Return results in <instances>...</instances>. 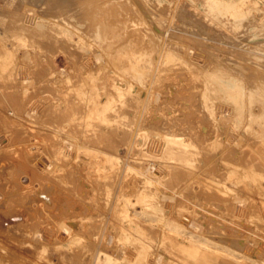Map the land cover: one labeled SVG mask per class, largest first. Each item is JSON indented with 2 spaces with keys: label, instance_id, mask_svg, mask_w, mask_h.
Returning <instances> with one entry per match:
<instances>
[{
  "label": "rangeland",
  "instance_id": "rangeland-1",
  "mask_svg": "<svg viewBox=\"0 0 264 264\" xmlns=\"http://www.w3.org/2000/svg\"><path fill=\"white\" fill-rule=\"evenodd\" d=\"M204 3L0 0V195L16 214L1 223L20 225L0 235V264H92L96 254L95 264H264V121L247 114L261 95L245 89L232 112L212 86L218 76L247 86L236 64L264 63V0H243L223 21ZM95 100L105 121L87 125ZM171 138L189 152L171 154ZM36 154L44 170L20 168ZM47 182L66 201L51 192L49 206L35 202ZM68 219L78 226L64 233Z\"/></svg>",
  "mask_w": 264,
  "mask_h": 264
},
{
  "label": "bare ground",
  "instance_id": "bare-ground-1",
  "mask_svg": "<svg viewBox=\"0 0 264 264\" xmlns=\"http://www.w3.org/2000/svg\"><path fill=\"white\" fill-rule=\"evenodd\" d=\"M64 1V0H63ZM243 0H205V3H204V5L202 6L204 9H206V10H209V11H215L216 12V14L215 15H217L216 16V18L218 19V20H221V21H223V19H222V16H223V13H225V11L224 10H227V9H229V8H234V7H237V6H239L240 4H241V2H242ZM141 3V2H140ZM67 4V3H66ZM142 4V3H141ZM145 4V3H144ZM46 6H47V4H46ZM144 6V5H143ZM142 8V7H141ZM144 9V8H143ZM150 9V8H149ZM147 10V9H146ZM59 21H61V20H59ZM34 22V21H33ZM215 22V21H214ZM233 24H234V26L236 25V26H239L240 25V23H238V22H234L233 21ZM218 25H219V23H218ZM220 26V25H219ZM216 29H218V28H216ZM239 30H241V29H239ZM165 31V30H164ZM222 31H223V29H222ZM161 32V31H160ZM163 32V31H162ZM169 32V31H168ZM167 32V33H168ZM221 33V32H220ZM233 33V32H232ZM160 35V34H159ZM215 35V34H214ZM213 35V36H214ZM162 36V35H161ZM163 37V36H162ZM165 37H166V35H165ZM164 38V37H163ZM216 38H218V37H216ZM225 40V39H224ZM227 40V39H226ZM225 40V41H226ZM243 41V40H242ZM215 42H216V40H215ZM238 42H240V41H238ZM223 43V42H222ZM215 43H213L212 45H214ZM219 44V43H218ZM166 46V45H165ZM231 46V45H230ZM234 46H236L235 44L233 45V47ZM258 46V45H257ZM222 47V46H221ZM229 47V46H228ZM232 47V48H233ZM164 48V47H163ZM226 49V48H225ZM240 49H242V48H240ZM245 50H247V48H244ZM161 50V49H160ZM213 50V49H212ZM248 51H251V50H248ZM252 52V51H251ZM158 53H159V51H158ZM162 53H163V51H162ZM256 53V52H255ZM160 54V53H159ZM211 54V53H210ZM259 54V53H258ZM261 54V53H260ZM97 55V54H96ZM96 55H94V56H96ZM159 56V55H158ZM161 57H162V54L160 55ZM159 56V57H160ZM97 57V56H96ZM158 57V58H159ZM98 58H101L100 56L98 57ZM221 58V57H220ZM97 59V58H96ZM99 60V59H98ZM67 61V60H66ZM100 61V60H99ZM159 61V60H158ZM172 61V60H171ZM250 61V60H249ZM170 62V61H169ZM174 62V61H173ZM172 62V63H173ZM215 62H216V60H215ZM180 63V62H179ZM57 64V63H56ZM55 64V66H57ZM67 64H69V63H66L65 65H67ZM167 64V63H166ZM182 64H184V63H182ZM61 65V64H60ZM63 66V65H62ZM185 66V65H184ZM236 66L238 67V68H240L242 71H245V72H249L250 73V75H249V77L250 78H248V79H246L247 81H246V83H247V86H244L243 84H242V82H239L238 80H236V79H233V78H229V79H226V80H224V78H222V77H220V76H218V78H217V80H216V82H214V84H212V86L214 87V88H216L217 90L218 89H221V90H223L224 91V93H225V95L228 97V98H230V100H231V102H232V112H239V111H243V107H242V104L240 103V101L238 102V99H237V97L238 96H241L242 94H243V92H244V90L245 89H247L248 91H249V94L251 95V94H254L255 93V95H261V98L259 99V100H257V99H255L258 103H259V106L261 107V109H260V111H258V112H256V111H254V109H252L251 108V104H249V106L247 107V109H248V111H247V114L250 116V117H253V120H255L256 122H259L260 124L262 123L261 121H260V119H262V121H264V63L262 62V64H258V67H254V68H247V67H245V66H243V65H240V64H236ZM58 67V66H57ZM65 67V66H64ZM69 67V66H68ZM187 67V66H186ZM61 68H63V67H60V70H61ZM228 68V67H227ZM231 68V67H230ZM65 68H63V70H64ZM53 70H55V69H53ZM62 70V71H63ZM66 70H68L67 69V67H66ZM61 71V72H62ZM65 71V70H64ZM203 74V73H202ZM220 74V73H219ZM56 75H57V73H56ZM211 75V74H210ZM203 76H205V75H203ZM207 76V75H206ZM208 77V76H207ZM205 78V77H204ZM210 78V77H209ZM206 79H208V78H206ZM215 79H216V77H215ZM204 81H205V79H203ZM207 81V80H206ZM26 82V81H25ZM115 82H118V81H115ZM209 82V81H208ZM207 82V83H208ZM25 84V83H24ZM206 84V83H205ZM110 87V86H109ZM168 87V86H167ZM171 89V88H170ZM169 89V90H170ZM175 89V88H174ZM20 91H21V89H20ZM19 91V92H20ZM28 92V91H27ZM67 93H68V91H66ZM171 92H172V89H171ZM85 92L84 91H82V94H84ZM28 94V93H27ZM201 95V94H200ZM28 96H29V94H28ZM38 96H40V95H38ZM197 96V95H196ZM41 97V96H40ZM195 97V96H194ZM27 98V97H26ZM30 98V97H29ZM27 99V100H30V99ZM42 99H43V97H41ZM71 98V97H70ZM40 99V98H39ZM63 99V98H62ZM23 100V99H22ZM36 100H37V98H36ZM65 100V99H64ZM156 100V99H155ZM196 100V99H195ZM224 100V99H223ZM243 100H245V99H243ZM33 101V100H32ZM58 101V100H57ZM74 101V100H73ZM46 102V101H45ZM44 101H43V103H45ZM55 102H56V100H55ZM197 102V101H196ZM195 102V103H196ZM7 103V102H6ZM42 103V102H41ZM70 103V102H69ZM223 102H221V104H222ZM245 103V102H244ZM49 104V103H48ZM106 104H110V99H107L106 100ZM194 104V103H193ZM220 104V103H219ZM257 104V103H256ZM7 105H8V103H7ZM51 105H52V103H51ZM195 105V104H194ZM226 105V104H225ZM227 105H229V103L227 104ZM30 106H31V104H30ZM41 106H43V105H41ZM45 106V105H44ZM102 106V104H100V101H98V100H95V101H93V104H91V108H89L88 109V111H87V113H86V115H85V117H84V121H86L88 124L87 125H89L90 123L89 122H92V121H95V119L97 118V119H99V121H103L104 120V117H103V115H102V113L104 112L103 110L105 109V106H103V107H101ZM218 106V105H217ZM255 106H257V105H255ZM254 106V107H255ZM26 107V106H25ZM36 107V106H35ZM39 107V106H38ZM67 107H69V106H67ZM77 107V106H76ZM80 107V106H79ZM185 107V106H184ZM219 107V106H218ZM223 107V106H222ZM222 107H220V108H222ZM229 107V106H228ZM10 108V107H9ZM28 108H29V106H28ZM40 108V107H39ZM44 108V107H43ZM63 108V107H62ZM61 108V109H62ZM78 108V107H77ZM42 109V108H41ZM40 109V110H41ZM54 109V108H53ZM68 109V108H67ZM223 109V108H222ZM228 109V108H227ZM14 110V109H13ZM16 110V109H15ZM20 110V109H19ZM38 110V109H37ZM54 110H56V108L54 109ZM60 110V109H59ZM225 110V109H224ZM21 111H22V109H21ZM26 111H27V109H26ZM29 111L30 112H26V113H22V114H29V115H31V114H33V111L34 110H30L29 109ZM222 111V110H221ZM221 111L219 112V113H221ZM4 112V111H3ZM11 112H12V110H11ZM14 112V111H13ZM35 112V111H34ZM41 112V111H40ZM51 112H53V110L51 111ZM81 112V111H80ZM133 112V111H132ZM20 113V112H19ZM18 113V114H19ZM125 113H127V115H128V112H125ZM227 113V112H226ZM226 113H224V114H226ZM21 114V115H22ZM116 114V113H115ZM131 114V113H130ZM7 115V114H6ZM20 115V116H21ZM29 115H28V117H29ZM35 115V114H34ZM43 115V114H42ZM125 115V114H124ZM227 115V114H226ZM226 115H224V116H226ZM243 115H244V113H243ZM5 116V115H4ZM41 115H39V116H37V117H40ZM57 116V115H56ZM115 116V115H114ZM221 116H223V113H222V115ZM8 117V116H7ZM125 117H127V116H124V118ZM129 117V116H128ZM231 117V116H230ZM2 118H5V117H2ZM24 118H26V117H24ZM31 119H32V117H30ZM29 118V119H30ZM130 118V117H129ZM132 118V117H131ZM227 118V117H226ZM34 119V118H33ZM133 119V118H132ZM222 119V118H221ZM223 119H225V118H223ZM241 119V118H240ZM37 120V119H36ZM42 120V119H41ZM131 120V119H130ZM227 120V119H226ZM34 121V120H33ZM56 121H58V120H56ZM105 121V120H104ZM108 121V120H107ZM140 121V120H139ZM229 121V120H228ZM254 121V122H255ZM39 122H40V119H39ZM244 122V121H243ZM81 123V122H80ZM100 123V122H99ZM112 122H110V124H111ZM139 122H137V124H138ZM142 123V122H141ZM245 123V122H244ZM46 124V123H45ZM113 124V123H112ZM246 124V123H245ZM18 125V124H17ZM40 125V124H39ZM41 125H43V124H41ZM49 126H51L50 124H48ZM65 125V124H64ZM81 125H82V123H81ZM33 126H37V125H33ZM145 126V125H144ZM240 126V125H239ZM249 126V125H248ZM262 126V125H261ZM42 127H44V126H42ZM95 127V126H94ZM133 127H134V125H133ZM139 127V126H138ZM2 128V127H1ZM22 128H24V127H22ZM48 128V127H47ZM252 128V127H251ZM19 129V128H18ZM41 129V128H40ZM44 129V128H43ZM85 129V128H84ZM95 129V128H94ZM109 129V128H108ZM204 131H205V129H206V127H203L202 128ZM235 129V128H234ZM245 129V128H244ZM243 129V130H244ZM21 130V129H20ZM25 130V129H24ZM96 130V129H95ZM10 131V130H9ZM9 131L7 132V133H9ZM31 131V130H30ZM33 131V130H32ZM60 131H62V130H60ZM59 131V132H60ZM64 131V130H63ZM79 131V130H78ZM94 131V130H93ZM101 131V130H100ZM133 131H136V130H133ZM201 131V130H200ZM256 128H254L252 131H251V133H250V138L251 137H255V138H259V134H257L256 133ZM23 132V131H22ZM29 132V131H28ZM198 132V131H197ZM2 133V132H1ZM10 133H11V131H10ZM9 133V134H10ZM21 133V132H20ZM73 133V132H72ZM236 133V132H235ZM28 134H30V132L28 133ZM47 134V133H46ZM64 134V133H63ZM134 134V133H133ZM141 134V133H140ZM232 134V133H231ZM5 135H7V134H5ZM4 135V136H5ZM52 135V134H51ZM206 135V134H205ZM229 135V134H228ZM1 136V135H0ZM2 136H3V134H2ZM3 136V137H4ZM145 136V135H144ZM197 136V135H196ZM7 137V136H6ZM15 138H16V136H14ZM17 137H18V134H17ZM29 137V136H28ZM31 137V136H30ZM32 137H33V135H32ZM59 137V136H58ZM140 137V136H139ZM199 137V136H198ZM201 137H202V135H201ZM228 137V136H227ZM245 137H246V135H245ZM249 137V136H248ZM247 137V139H249ZM5 138V137H4ZM9 138V137H8ZM21 137H19V139H20ZM50 138H51V136H50ZM131 138H133L132 137V135H131ZM203 138H204V136H203ZM242 138V137H241ZM32 139V138H31ZM39 139V138H38ZM59 139V138H58ZM137 139V138H136ZM142 139V138H141ZM185 139V138H184ZM201 139V138H200ZM232 139H234V138H232ZM237 139V138H236ZM243 139V138H242ZM16 140V139H15ZM34 140V139H33ZM61 140V139H60ZM64 140V139H63ZM204 140V139H203ZM209 140V139H208ZM241 140V139H240ZM29 141V140H28ZM32 141V140H31ZM72 141V140H71ZM70 141V143H72ZM127 141H128V139H127ZM136 141V140H135ZM210 141V140H209ZM212 141V140H211ZM210 141V142H211ZM233 142H234V140H232ZM4 142H7V140L6 141H4ZM4 142H2V143H4ZM20 142V141H19ZM51 142V141H50ZM60 142V141H59ZM64 142H65V140H64ZM64 142H61V143H64ZM131 142V141H130ZM137 142V141H136ZM135 142V143H136ZM170 142H171V144H172V146L170 147V152H171V154H174L175 152H179L181 155H185L186 154V152H189L188 151V149L187 148H180V144H181V142L179 141V139H177V138H171V140H170ZM257 142V141H256ZM259 142H261V141H259ZM11 143H12V141H11ZM33 143V142H32ZM37 143V142H36ZM69 143V142H68ZM68 143H66V144H68ZM213 143V142H212ZM237 143V142H236ZM236 143H235V145H236ZM263 143V142H262ZM1 144V143H0ZM38 144H39V142H38ZM57 144V143H56ZM132 144V143H131ZM258 144V143H257ZM2 145V144H1ZM8 145V144H7ZM21 145V144H20ZM28 145H29V143H28ZM73 145V144H72ZM138 145H139V141H138ZM203 145V144H202ZM211 145V144H210ZM242 145V144H241ZM22 146V145H21ZM199 146V145H198ZM240 146V145H239ZM254 146V145H253ZM252 146V147H253ZM25 145H24V148L23 149H25ZM29 147V146H28ZM31 147V146H30ZM36 147V146H35ZM47 147V146H46ZM63 147V146H62ZM68 147V146H67ZM70 147H71V145H70ZM137 147V146H136ZM255 147H256V145H255ZM31 148H33V147H31ZM41 148H42V146H41ZM72 148V147H71ZM70 148V149H71ZM75 148V147H74ZM128 148V147H127ZM133 148L134 147H132V151H133ZM240 148V147H239ZM241 148H242V146H241ZM11 149H13L12 148V146H11ZM53 149V148H52ZM131 149V148H130ZM257 149V148H256ZM1 150V149H0ZM8 150V149H7ZM6 150V151H7ZM10 150V149H9ZM39 150V149H38ZM67 150V149H66ZM69 150V149H68ZM262 150V149H261ZM11 151V150H10ZM26 151H29L30 152V150H26ZM50 151V150H49ZM53 151L54 152H56L54 149H53ZM122 151H123V149H122ZM130 151V150H129ZM195 151V150H194ZM199 151V150H198ZM242 151V150H241ZM240 151V152H241ZM257 151V150H256ZM40 153H41V151H39ZM196 153H197V151H195ZM202 152V151H201ZM231 152V151H230ZM37 153V152H36ZM43 153V152H42ZM41 153V154H42ZM63 153V152H62ZM65 153V152H64ZM194 154V156L195 155H197V154ZM238 153V152H237ZM9 154V153H8ZM33 154V153H32ZM38 154V153H37ZM36 154V155H37ZM233 154H236V152H234ZM45 155V154H44ZM126 155V154H125ZM124 155V156H125ZM230 155H231V153H230ZM254 155V154H253ZM263 155V154H262ZM31 156V155H30ZM29 156V157H30ZM43 156V155H42ZM40 154H39V156L37 155V157H36V159H35V161H32V164H28L27 162H20L19 160V164L21 165L20 166V168L22 169V165L24 166L23 168L24 169H27V168H29V166H30V169H32V172H37L38 170H44L43 168H41V167H43V165H45V161L43 160L45 157H42ZM121 156V155H120ZM128 156V155H127ZM261 156V155H260ZM260 156H259V158H260ZM198 157V156H197ZM232 157V159H233V156H231ZM231 157H229L230 158V161H231ZM236 157V156H235ZM3 158V157H2ZM1 158V159H2ZM43 158V159H42ZM46 158H48L47 156H46ZM50 158V157H49ZM195 158H196V156H195ZM228 158V159H229ZM6 159H7V157H6ZM9 159H11V158H9ZM14 159H15V157H14ZM53 159V158H52ZM126 159V158H125ZM125 159H124V162H125ZM129 159V158H128ZM5 160V159H4ZM47 160V159H46ZM238 160H239V158H238ZM261 160H262V158H261ZM261 160H259V162H260V164H261V166H263L264 167V160L263 161H261ZM2 161V160H1ZM7 161H8V159H7ZM12 161H13V159H12ZM30 161V160H29ZM44 161V162H43ZM50 161V160H49ZM132 161H133V159H132ZM131 161V162H132ZM148 161H150V160H148ZM226 161V160H225ZM232 161H234V160H232ZM231 161V162H232ZM34 162V163H33ZM47 162H48V160H47ZM52 162H53V160H52ZM60 162V161H59ZM58 162V163H59ZM138 162V161H137ZM14 163V162H13ZM136 163V162H135ZM226 163V162H225ZM236 163V162H235ZM242 163V162H241ZM2 164H4V162L2 161ZM8 164H9V161H8ZM10 164H12L11 162H10ZM9 164V165H10ZM49 164V163H48ZM124 164V163H123ZM137 164V163H136ZM237 164V163H236ZM6 165V164H5ZM12 165H14V164H12ZM18 165V164H17ZM56 165V164H55ZM11 166V165H10ZM16 166V165H15ZM48 167H49V165H47ZM126 166H130V165H125V167ZM234 166V165H233ZM0 167H2V169L4 170V167L3 166H0ZM12 167V166H11ZM19 167V166H18ZM46 167V166H45ZM62 167H64V166H62ZM236 167V166H235ZM130 168H132V167H130ZM146 168V167H145ZM149 168V167H148ZM147 168V169H148ZM241 168V167H240ZM240 168H239V170H240ZM245 168V167H244ZM11 169V168H10ZM122 168H120V170H121ZM123 169L125 170V168H124V165H123ZM147 169H144V170H147ZM242 169H243V167H242ZM253 169V168H252ZM6 170V169H5ZM8 170H9V168H8ZM46 170V169H45ZM246 170V168L244 169V171ZM51 171H52V169H51ZM123 171V170H122ZM128 171V170H127ZM176 171V170H175ZM255 170H253V173H255L254 172ZM20 172V171H19ZM21 172H24V170H21ZM30 171H28V173H29ZM49 172V171H48ZM125 172V171H124ZM151 172V171H150ZM247 172V171H246ZM250 172V171H249ZM257 172V171H256ZM2 173V172H1ZM8 173H10L9 171H8ZM7 173V174H8ZM26 173V172H25ZM25 173H24V175H25ZM123 173V172H122ZM241 173V172H240ZM260 173V172H259ZM3 174V173H2ZM23 174V173H22ZM31 174V173H30ZM35 174V173H34ZM58 174V173H57ZM242 174V173H241ZM248 175L250 174V173H247ZM256 175L255 176H258L257 175V173H255ZM8 175H11V174H8ZM8 175H6V177L8 176ZM28 175V174H27ZM32 175V174H31ZM64 175V174H63ZM248 175H246V176H248ZM33 176V175H32ZM35 176V175H34ZM44 176V175H43ZM253 176V174L251 175V177ZM254 176V177H255ZM5 177V178H6ZM9 177V176H8ZM18 177V176H17ZM28 177V176H27ZM78 177V176H77ZM262 177H264V175H262ZM2 178V177H1ZM9 178H11V177H9ZM13 178V177H12ZM243 178V177H242ZM244 178H246V177H244ZM257 178H259V176L257 177ZM256 178V180H258ZM29 179H31V178H29ZM45 179V178H44ZM76 179V178H75ZM11 180V179H10ZM19 180V179H18ZM17 180V181H18ZM33 180V179H32ZM49 180V179H48ZM253 180V179H252ZM254 180H255V178H254ZM253 180V181H254ZM1 181V180H0ZM9 181V180H8ZM20 181V180H19ZM21 181H24V180H22V177H21ZM77 181L79 182V184H81V185H84V183H83V180L81 179V176H80V178L78 179L77 178ZM259 181H261L260 180V178H259ZM263 181V180H262ZM46 182V181H45ZM257 182V181H256ZM264 182V181H263ZM21 183V182H20ZM23 183V182H22ZM4 184V183H3ZM2 184V185H3ZM10 184V183H9ZM16 184V183H15ZM43 184H44V182H43ZM47 184V185H46ZM45 185V187H46V189L44 188V189H38L37 191H36V193H35V195H34V197L32 198V199H34V201L35 202H37L38 204L40 203V202H43L44 204H47V206H49V204H51V202H52V199H51V197L49 196L50 194H51V192L52 193H54V197L56 196V200L58 201L59 200V202H63L64 200H65V195H63L62 194V192L60 191V190H62V189H60V190H58L57 188H56V185L54 184V183H52V184H50V183H46ZM54 184V185H53ZM247 184V183H246ZM263 184V183H262ZM0 185H1V183H0ZM11 185V184H10ZM17 185V184H16ZM29 185V184H28ZM31 185V184H30ZM86 185V184H85ZM148 185V184H147ZM14 186V185H13ZM41 186V185H40ZM12 187V186H11ZM18 187V186H17ZM42 187V186H41ZM256 187V186H255ZM0 188H1V186H0ZM14 188V187H13ZM27 188V187H26ZM155 188H156V186H155ZM146 189H148V188H146ZM149 189H150V187H149ZM153 189V188H152ZM152 189H150V190H152ZM259 189V188H258ZM0 190H2V189H0ZM6 191H7V189H5ZM13 190V189H12ZM65 190V189H64ZM141 190H143V189H141ZM145 190V189H144ZM144 190H143V192H144ZM149 190V191H150ZM154 190V189H153ZM260 190V189H259ZM4 191V190H3ZM20 191V190H19ZM63 191V190H62ZM155 191V190H154ZM157 191V190H156ZM261 191V190H260ZM263 191H264V186H263ZM1 192V191H0ZM8 192H10L9 190H8ZM33 192V191H32ZM35 192V191H34ZM57 194H56V193ZM66 192V191H65ZM3 193V192H2ZM5 193V192H4ZM20 193V192H19ZM64 193V192H63ZM67 193V192H66ZM146 193H148V191L146 192ZM145 193V194H146ZM154 193V192H153ZM157 193V192H156ZM9 194V193H8ZM25 194H26V192H25ZM56 194V195H55ZM262 194V193H261ZM4 195V194H3ZM2 195V196H3ZM67 195V194H66ZM144 195V194H143ZM152 194L150 193V196H151ZM9 196V195H8ZM12 196H14L13 194H12ZM16 196V195H15ZM19 196V195H18ZM20 196H21V194H20ZM27 196V195H26ZM29 196H30V194H29ZM148 196V198L150 197L148 194L146 195V197ZM152 196H154V194L152 195ZM262 196V195H261ZM6 197V198H5ZM22 197H23V195H22ZM31 197V196H30ZM155 197V196H154ZM7 198H9V197H7V195L5 194V196L3 197V198H1V195H0V212H1V214H0V225L2 224L3 225V223H1V221L3 220H5V219H3V217L1 216L2 214L3 215H6V217H7V215H9V216H11V217H16V214H12L13 212H12V209L10 208V207H8V206H6L5 208H1V206L2 205H4V199L6 200ZM20 198V197H19ZM143 198V197H142ZM153 198V197H152ZM151 198V199H152ZM68 199V198H67ZM69 200V199H68ZM67 200V201H68ZM147 200V199H146ZM149 200V199H148ZM8 201V200H7ZM54 201V200H53ZM66 201V200H65ZM151 201H154V200H151ZM145 203H146V201H144ZM261 202L264 204V195L261 197ZM12 203V202H11ZM65 203V202H64ZM148 203H149V201H148ZM147 203V204H148ZM151 203V202H150ZM149 203V204H150ZM36 204V203H35ZM41 204V203H40ZM9 205V204H8ZM30 205V204H29ZM159 205V204H158ZM10 206V205H9ZM11 206H12V204H11ZM47 206L45 207V205H44V207L45 208H47ZM60 206H62V205H60ZM59 206V207H60ZM66 206V205H65ZM160 206V205H159ZM17 207V206H16ZM43 207V206H42ZM28 208H30V207H28ZM35 208V207H34ZM33 208V209H34ZM161 208V207H160ZM36 209H38V208H35L34 210L36 211ZM60 209V208H59ZM63 209V208H62ZM31 210H32V208H31ZM14 211H16V209L14 210ZM29 211V210H28ZM34 211V212H35ZM40 211V210H39ZM43 211V210H42ZM49 211V210H48ZM60 211H61V209H60ZM161 211V210H160ZM12 212V213H11ZM50 212V211H49ZM59 212V211H58ZM31 213V212H30ZM37 213V212H36ZM40 213V212H39ZM43 213H45V212H43ZM17 214H19V213H17ZM29 214V213H28ZM35 214V213H34ZM39 215V214H38ZM41 215V214H40ZM8 216V217H9ZM45 216V215H44ZM48 216V215H47ZM61 217V216H60ZM41 218H44L43 217V215H42V217ZM11 219V218H10ZM47 219V218H46ZM6 220H7V218H6ZM20 220V219H19ZM45 220V219H44ZM184 220H187L186 222L188 223L189 222V219H184ZM10 222V221H9ZM12 222V221H11ZM18 222V221H17ZM8 223V222H7ZM45 223H48V222H45ZM64 223V222H63ZM77 221L76 220H67L66 222H65V224L63 225V224H61V222H60V226H62V231L64 232V233H69L71 230H74V229H76L77 228ZM6 224V223H5ZM20 224V223H19ZM57 224V223H56ZM1 225V227L3 228V226H5V225H3L2 226ZM18 226H20V225H18V223H16L15 225H6L5 226V228H3V229H0V235H4V232H9V230L10 229H15V228H17ZM50 225L48 224L47 225V227H48V230L50 229V227H49ZM58 227H60L59 226V224L57 225ZM56 227V226H55ZM46 228V227H45ZM4 230H6V231H4ZM59 230V229H58ZM57 230V231H58ZM4 231V232H3ZM16 231V230H15ZM61 232V231H60ZM62 232V233H63ZM77 232V231H76ZM57 233V232H56ZM75 233V232H74ZM59 234V233H58ZM61 234V233H60ZM9 235V234H8ZM7 235V236H8ZM38 235V234H37ZM41 235V234H40ZM39 235V236H40ZM38 236V237H39ZM44 236V235H43ZM58 236V235H57ZM60 236V235H59ZM65 236V235H64ZM63 236V237H64ZM45 237L47 238V236L45 235ZM7 238V237H6ZM59 238V237H58ZM2 239H3V237H2ZM42 239H45V238H43L42 237ZM41 239V240H42ZM49 239V238H48ZM48 239H46V240H48ZM60 239V238H59ZM62 239V238H61ZM65 239V238H64ZM44 241V240H43ZM110 241V240H109ZM48 242V241H47ZM42 243V242H41ZM57 243V242H56ZM96 254V253H95ZM197 254V253H196ZM195 254V255H196ZM97 255V254H96ZM95 255V257H97ZM198 255V254H197ZM95 257H94V259H93V262H92V264H95ZM0 258H1V255H0ZM157 260L159 259V257H157L156 258ZM234 261V260H233ZM100 264V263H99ZM214 264H217V263H214Z\"/></svg>",
  "mask_w": 264,
  "mask_h": 264
}]
</instances>
